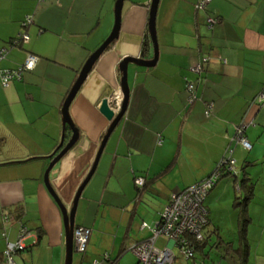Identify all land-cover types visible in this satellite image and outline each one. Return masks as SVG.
Wrapping results in <instances>:
<instances>
[{
    "label": "crops",
    "instance_id": "crops-1",
    "mask_svg": "<svg viewBox=\"0 0 264 264\" xmlns=\"http://www.w3.org/2000/svg\"><path fill=\"white\" fill-rule=\"evenodd\" d=\"M116 1L0 0V50H7L0 62V264L6 241L19 238L18 224L1 217L18 209L30 233L23 240L26 249L13 255L16 264H21L18 256L24 264H65L63 215L44 174L63 137L64 102L86 61L109 37ZM199 1L160 0L158 62L153 68L129 65L125 117L82 195L91 184L103 192L96 221L112 223L109 211L112 218L126 221L119 255L127 249L137 217L143 233L133 245L150 237L149 228L159 222L173 194L210 177L231 149L237 176L219 181L205 200L209 235L199 259L202 264L207 259L209 264H241L243 258L247 264H264V101L257 102L264 96V0H212L197 11ZM150 6L151 0L125 1L119 38L97 61L70 106L80 139L50 173L52 188L68 208L110 126L99 105L104 98L112 102L122 96L119 64L126 57L142 58ZM26 16L33 23L25 29ZM209 18L219 23L211 27ZM26 32L29 42L12 48L9 42ZM29 54L39 58L35 68L4 88L1 71L19 68ZM146 55L144 60L154 58L153 45ZM198 66L203 67L200 74L193 72ZM188 83L196 88L192 103ZM242 127L250 151L237 138ZM140 176L147 181L143 191L134 181ZM148 194L155 198L156 212L142 205ZM81 201L84 216L77 219V207L75 225L92 229L84 217L93 200ZM102 234L96 237L100 243ZM166 246L168 239L157 247Z\"/></svg>",
    "mask_w": 264,
    "mask_h": 264
},
{
    "label": "built area",
    "instance_id": "built-area-1",
    "mask_svg": "<svg viewBox=\"0 0 264 264\" xmlns=\"http://www.w3.org/2000/svg\"><path fill=\"white\" fill-rule=\"evenodd\" d=\"M211 0H200L196 4V9L204 10ZM32 23V17H27L23 22V27L26 28ZM219 23V19L209 18V26H214ZM30 37L27 33H21L17 40L11 44V47H18L19 43H28ZM7 50H0V62L6 58ZM39 58L29 54L25 63L17 69L6 70L1 72V83L4 88H7L16 80H21L23 74L32 71L37 65ZM203 71L202 66L193 69V72L200 74ZM187 91L189 93V102L192 103L195 99V84L188 83ZM264 101V96L260 97L257 102L261 104ZM122 107V96L118 95L112 101L113 110L118 113ZM212 106L208 105L206 115L209 116ZM244 127L239 128L238 139L243 148L250 151L252 145L244 137ZM233 151L227 149L223 161L217 166L215 172L193 186H190L183 192L173 194L170 202L161 214V222H158L155 227L149 228L152 237L147 241L136 244L132 248V252L137 256L139 264H174L176 255L172 247H164L163 249L156 246L158 238L168 239L169 242H174V248L178 249L180 254L188 262L199 264L195 260V242H201L204 237V230L208 226V212L204 206V202L209 195V192L217 185L219 179L224 174L237 176L235 160L232 158ZM146 183L145 178H138L136 184L143 187ZM239 189V186H238ZM147 225L144 224L143 227ZM27 227L19 228L18 240L16 243L7 242L6 249L3 255L2 264H16L13 255L23 252L26 247L23 240L29 235ZM6 236V235H4ZM91 236V230L86 227H75L74 230V248L78 253H85ZM195 259V260H194ZM103 260L110 262V256L106 255ZM107 262V261H106ZM96 264H101L96 261Z\"/></svg>",
    "mask_w": 264,
    "mask_h": 264
},
{
    "label": "water",
    "instance_id": "water-1",
    "mask_svg": "<svg viewBox=\"0 0 264 264\" xmlns=\"http://www.w3.org/2000/svg\"><path fill=\"white\" fill-rule=\"evenodd\" d=\"M126 0H117L114 7V26L109 35V37L104 41V43L89 57V59L84 64L78 79L76 80L75 84L73 85L72 89L68 97L66 98L63 108H62V118H63V125L68 126L72 131V138L68 142V144L58 153L56 151L50 156L51 162L45 171L44 174V184L48 189L49 193L56 201L57 205L59 206L64 221V229H65V245H66V258L65 264H73L74 253V230H75V216L78 207V202L81 198L82 192L86 185L89 183L91 178L96 172L98 167L101 155L105 149V146L113 133V131L117 128V126L122 121L123 117L126 114L128 103H129V94L130 88L128 83V67L130 64H134L138 67L143 68H153L156 66L159 57V44L157 40V30H156V18L160 0H151L150 12H149V21H148V33L153 45L154 49V58L152 60H144L138 59L133 57H126L124 58L121 63L119 64V71H120V85H121V92H122V107L121 110L116 113L112 108V102L109 98H104L100 105H99V112L110 122L109 129L104 136L99 151L97 153L95 162L88 173L87 177L83 181L82 185L80 186L75 199L73 201V205L71 208L65 206L62 200L59 198L57 193L51 186L50 183V173L54 169V167L69 153V151L79 142L80 139V132L73 123L71 116H70V106L74 99L76 98L78 92L80 91L81 87L85 83L88 75L93 70L95 64L100 59V57L111 47V45L119 38V33L121 30V23H122V11L123 6ZM64 136L61 139V143L59 149L63 146Z\"/></svg>",
    "mask_w": 264,
    "mask_h": 264
},
{
    "label": "rangeland",
    "instance_id": "rangeland-1",
    "mask_svg": "<svg viewBox=\"0 0 264 264\" xmlns=\"http://www.w3.org/2000/svg\"><path fill=\"white\" fill-rule=\"evenodd\" d=\"M27 17H32V16H26L25 19H27ZM33 18V17H32ZM24 19V21H25ZM23 21V22H24ZM114 22V19H113ZM114 26V24H113ZM233 177V176H231ZM240 181V180H239ZM237 187V185H235V188ZM240 189V188H239ZM88 196L90 197V199L93 200V203H91V206L93 208L89 209L88 207H86V215L84 218H86V221L88 223H90L91 225L94 226V228L92 227L91 230V236H90V240L89 243L87 245V250L85 253H78L75 252L74 253V259H73V264H96V261H100L101 264H110V262L108 260H103L104 257L106 255H109L111 260H114L119 252L120 246L122 244L121 242V238H123V234L126 231V221H121L120 219H114L110 216V211L107 212L108 215V221L112 222V223H108L107 225L105 224L104 220H98L96 221L94 216L96 213V210L101 207L99 206V203H101L102 201H100V196L103 195L102 191L97 190L93 184H91L88 187ZM86 191V190H85ZM237 191V190H236ZM87 193H83L82 198H85L86 200L89 199V197H87ZM237 195L240 194V192L237 191ZM86 196V197H85ZM155 201V198L150 196L149 194L147 196H145L144 201H142V205H144L146 207L147 210L151 211V212H156L153 209V205L152 202ZM84 201L79 202V206H78V216L77 219L81 216V218L84 216L83 214V206ZM103 207V206H102ZM145 212H147L146 210H144ZM102 212H104V209L102 210ZM101 215V214H100ZM143 216H146V214H143L141 216V218H143ZM2 221L4 220L3 217H1ZM140 222L142 223V219H140V217H137L136 221L134 222V225L132 226V230H131V234H130V239H128L127 244H126V248L128 250V252L123 256V258L121 259V262L119 264H137L138 260H137V256L132 252V248L134 247V240H137L138 238H140V233H143V231H139L137 225ZM138 222V223H137ZM9 224V223H8ZM142 225V224H141ZM17 228L19 229L20 226L17 225ZM93 232V233H92ZM18 233V232H17ZM103 233L104 236H102V242L100 243V241L98 242L96 240V237H99V234ZM102 234V235H103ZM137 238V239H136ZM162 240H166L165 238H161L158 241V247H161V241ZM99 243V244H98ZM174 242H170V247L173 248L175 255H176V262L175 264H191L190 262L186 261L184 259V257L180 254L179 250L174 248ZM101 244V248H100V252L97 253V251L95 250V246H99ZM116 244V245H115ZM100 247V246H99ZM210 249V247H208V250ZM75 250V248H74ZM208 252V251H207ZM212 255L218 256V253L216 251L212 252ZM17 261L20 262L21 264H24V262L18 257ZM66 258V253L64 251V260ZM213 259H215V257H212ZM211 262L208 261V259L206 260V264H209Z\"/></svg>",
    "mask_w": 264,
    "mask_h": 264
},
{
    "label": "trees",
    "instance_id": "trees-1",
    "mask_svg": "<svg viewBox=\"0 0 264 264\" xmlns=\"http://www.w3.org/2000/svg\"><path fill=\"white\" fill-rule=\"evenodd\" d=\"M212 1V0H211ZM210 1V2H211ZM208 6V5H207ZM206 9V8H205ZM197 11H201V10H199V9H196ZM214 19H218V18H214ZM32 23H33V18H32ZM32 23L29 25V26H31L32 25ZM209 25V24H208ZM29 26H27L26 28H28ZM25 28V29H26ZM27 33V32H26ZM28 34V33H27ZM29 35V34H28ZM29 37H30V35H29ZM17 38H18V36L16 37V38H14V39H12L10 42H9V44L11 45V44H13V42L15 41V40H17ZM23 44H25V43H19V46L20 45H23ZM144 47H143V52H142V58L141 59H144V58H147V55H146V48L148 47V48H150L151 49V45H152V42H151V39H150V36H149V33L147 34V37L145 38V41H144ZM148 58H149V56H148ZM4 71H6V70H4ZM2 72V71H1ZM125 117V116H124ZM123 117V118H124ZM72 131H71V129L68 127V126H65L64 127V133H63V136H64V142H63V146L59 149V146H60V144L57 146V148H56V154L55 155H58V153L68 144V142L70 141V139L72 138ZM61 143V142H60ZM50 161H51V159H50ZM231 175L230 174H224L220 179H219V181H221L222 179H224V178H226V177H230ZM138 178H143V177H136L135 178V185H136V187L139 189V191H143L144 190V188H145V186H146V184H147V181H146V183H145V185L143 186V187H140V186H138L137 184H136V180L138 179ZM218 181V182H219ZM202 182V181H201ZM246 182V180H242L240 183H239V188H240V190H242L243 188H245V183ZM200 183V182H199ZM218 184V183H217ZM189 188V187H188ZM187 189V188H186ZM185 189V190H186ZM213 190V189H212ZM211 190V191H212ZM210 191V192H211ZM209 192V193H210ZM239 200V199H238ZM239 205V204H238ZM204 206H205V202H204ZM206 208V207H205ZM208 212V211H207ZM244 213H245V211H244ZM3 218H4V220L3 221H5V223H13V224H15V223H17L19 226H23V227H26L25 226V224L24 223H22V218H23V213H22V211H21V209H18L17 211H15V212H8V213H5L4 214V216H3ZM208 218H209V213H208ZM160 220H161V217H160ZM159 220V222H161ZM208 226H209V219H208ZM208 226H207V228H208ZM76 227H80V226H76ZM83 227V226H82ZM87 228V227H86ZM206 228V229H207ZM206 229L204 230V237H203V240L201 241V242H195V244H194V250H195V261L196 262H198L199 264H202V262H201V260L199 259V255L198 254H200L201 252H202V250H203V247H204V245L207 243V241H208V235H209V233H206ZM4 235H6V236H4ZM3 236H4V239L6 240L7 239V237H8V235L7 234H4ZM17 235H19V231H18V234ZM150 237H152V235H150ZM149 237V238H150ZM149 238H147V239H145V240H142V241H140V242H138L137 244H140V243H143V242H145V241H147ZM162 238V237H161ZM159 239V238H158ZM157 239V240H158ZM156 240V241H157ZM6 242H9V241H6ZM6 249V248H5ZM162 249V248H161ZM5 251V250H4ZM128 252V250L127 249H123L120 253H119V255H118V257H116L114 260H110V264H118L119 263V260H120V258H121V256H123L124 254H126ZM3 255H4V252H3ZM111 259V258H110ZM137 260H138V258H137ZM191 264H192V262H190ZM137 264H139V260H138V262H137ZM241 264H247V259L246 258H243V260H242V262H241Z\"/></svg>",
    "mask_w": 264,
    "mask_h": 264
}]
</instances>
